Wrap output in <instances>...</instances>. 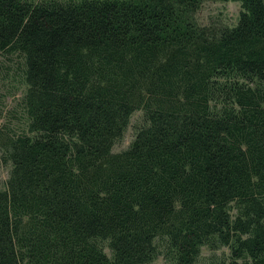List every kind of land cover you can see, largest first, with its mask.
Wrapping results in <instances>:
<instances>
[{"label":"trees","instance_id":"1","mask_svg":"<svg viewBox=\"0 0 264 264\" xmlns=\"http://www.w3.org/2000/svg\"><path fill=\"white\" fill-rule=\"evenodd\" d=\"M0 164V264H264V0H0Z\"/></svg>","mask_w":264,"mask_h":264},{"label":"rangeland","instance_id":"2","mask_svg":"<svg viewBox=\"0 0 264 264\" xmlns=\"http://www.w3.org/2000/svg\"><path fill=\"white\" fill-rule=\"evenodd\" d=\"M238 10H239V6L237 3L206 2L203 5V7L200 9V11L197 13V20L200 24L205 25L209 22L210 18H214L215 20L220 21V23L232 25L235 23ZM19 96L20 93L17 92L16 96L5 97L4 106L6 107V109L11 108L15 103V99H17V97ZM140 117H141L140 112H136L133 114L130 121V125L126 130L122 141L114 146V151L123 150L128 146V144L132 139V125L138 123ZM6 177H7V168L0 164V188L4 186ZM222 252L228 254L227 249H222L221 251H217L216 254L220 255ZM210 254L211 252L207 248L203 247L201 249L199 264L205 263V259L209 257ZM149 264H165V262L162 258L159 257Z\"/></svg>","mask_w":264,"mask_h":264}]
</instances>
